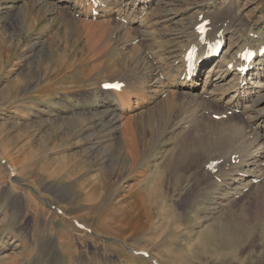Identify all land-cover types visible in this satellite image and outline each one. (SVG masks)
Wrapping results in <instances>:
<instances>
[{"label": "rangeland", "instance_id": "1", "mask_svg": "<svg viewBox=\"0 0 264 264\" xmlns=\"http://www.w3.org/2000/svg\"><path fill=\"white\" fill-rule=\"evenodd\" d=\"M23 1L0 0V264H91L96 260L99 264H181L185 258L183 264H212L215 258L222 264H235L233 259L238 253H242L245 263L256 262L262 253L260 244L264 246V234H260L264 233V217L240 220L235 234L217 227L220 235L214 231L215 235L206 233L199 238L205 223L194 225L193 216L186 225L194 230L192 234L177 229L175 202L186 193L190 182L184 180L185 176L181 177L183 180L177 176L169 185L161 182L165 173L164 159L159 155L161 146L151 140L139 143L141 151L150 155L147 164L140 167L144 173L149 171L150 179L143 177L138 181L136 175L123 180L119 185L120 198L129 195L128 202L137 206L138 191L149 189L154 181L151 213L160 230H114V183L117 172L128 173L129 160L123 151L114 155V132L109 125L104 126L107 116L100 113L105 101L100 82L114 79L109 75L110 65H122L120 58L128 56V52L120 46L107 50V37L93 53L97 57L91 58L88 46L97 35L86 34L83 28L87 24L82 23L81 17L71 16L78 25L68 24L72 18L62 12L46 11L22 19L13 8L4 7L5 3L20 5ZM163 2L164 7L170 8L168 12L164 14V9L161 12L156 7L148 14H183L177 21L156 28L161 40L164 38L163 47L177 50L182 42L178 32L198 16V9L220 8L223 0ZM237 11L243 21L225 39V50L231 45L234 53L247 48L250 41L264 40V0H240ZM104 28L101 26L97 33ZM55 31L58 36L50 47L49 38ZM103 61H109L105 69L88 70ZM125 112V116L133 114ZM131 186H135L132 192ZM246 200V204L254 202L252 197ZM130 214L128 218L133 217ZM163 230L167 240L151 242L152 236L159 240L158 234ZM197 237L198 242L192 247L195 250L189 254V242H196ZM51 241L53 250L44 253ZM136 252H147L149 259Z\"/></svg>", "mask_w": 264, "mask_h": 264}, {"label": "bare ground", "instance_id": "2", "mask_svg": "<svg viewBox=\"0 0 264 264\" xmlns=\"http://www.w3.org/2000/svg\"><path fill=\"white\" fill-rule=\"evenodd\" d=\"M163 1L24 0L20 5H3L13 8L22 19L26 15L37 17V13L41 15L46 11L55 14L62 12L68 18L73 15L81 17L84 20L82 23L87 24L83 28L86 34L97 35L96 40H91L88 46L91 58L97 57L93 53L103 38L109 39L107 50L126 47L128 56L120 58L122 65L112 63L109 66V75L114 79L100 82L101 85L123 83L119 90H102L105 101L102 102L104 109L100 112L107 116L104 126L109 125L114 132L111 136L112 141L115 140L114 155L118 156L123 151L129 160L128 173L121 175L117 172L118 177L114 183L111 224L116 232L124 228L136 232L140 228L160 230L151 213L154 181L149 189L141 188L138 191L137 206L128 202L129 195L120 198L123 180L136 175L138 181L143 177L150 179L149 171L144 173L145 170L140 168L147 164L150 155L141 151L142 145L139 143L151 140L161 146L159 155L164 159L162 165L165 167L161 182L169 185L175 182L177 176H180V180L185 176L184 180L187 178L190 182L186 193L175 202L178 203L174 216L177 229L188 230L192 234L194 230L186 225L188 218L193 216L194 225L205 223L199 238L206 233L216 232L220 227L227 233L232 231L235 234L240 220L247 222L264 217V54L260 55L264 49V40L255 43L250 41L247 48L242 47L238 53H234V47L228 45L218 57L211 56L210 48L217 41L230 36L233 29L243 21L241 12L237 11L240 0H223L220 8L198 9V16L178 32L182 42L177 50L164 48V38L161 40L156 28L177 21L183 14L150 16L148 13L156 7L161 12L164 9V14L169 11L170 8L164 7ZM203 22H207L208 27L205 34L199 29ZM68 24H76L75 19H70ZM101 26L105 28L97 33ZM57 36L55 31L49 38L50 47L54 46ZM36 44L40 46L39 42ZM246 49L256 54V58L247 65L241 60ZM190 51L196 54V68L195 76L188 79L186 56ZM108 63L103 61L99 66L91 65L88 70H102ZM126 110L133 114L125 116ZM213 115H218V119ZM134 187L131 186L130 192ZM250 197L254 198L253 204H246L244 200ZM130 213H133L132 218H128ZM154 231L153 234H158ZM165 232L163 230L158 234L159 240L152 236L151 242H159L162 238L167 240ZM198 237L195 238L196 242H189V254L195 250L192 247L198 242ZM258 237L261 240V236ZM260 246L262 253L256 262L245 263L242 253H238L233 262L237 264L239 260L240 264H264V246ZM197 247L202 249L201 245ZM247 247L251 249V246ZM53 248L51 241L49 248L43 252L47 253ZM203 248L209 251L205 246ZM178 253L179 250L176 251ZM218 260L215 258L211 263L222 264ZM224 260L227 261L225 256ZM185 261L187 258L183 259ZM91 264L99 263L96 260Z\"/></svg>", "mask_w": 264, "mask_h": 264}]
</instances>
